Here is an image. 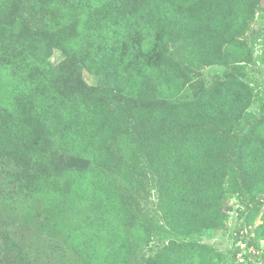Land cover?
Wrapping results in <instances>:
<instances>
[{
    "label": "trees",
    "instance_id": "1",
    "mask_svg": "<svg viewBox=\"0 0 264 264\" xmlns=\"http://www.w3.org/2000/svg\"><path fill=\"white\" fill-rule=\"evenodd\" d=\"M23 1L24 12L8 16L3 8L17 0H0V68H10L26 86L42 87L48 80L56 85L37 117L28 114L21 97L10 106L0 104V197L14 191L25 201H69L83 219L95 214L115 221L121 241L133 235L140 245L168 228L188 236L223 226V199L237 193L248 210L238 208L240 225L230 251L236 260L242 232L261 210L256 195L264 193V92L245 80L238 61L249 53L237 38L260 0ZM66 15L81 19L65 53L103 77L104 86H85L80 93L73 65L35 58L25 48L39 23L50 31ZM29 26L28 32L22 29ZM50 39L59 45L54 34ZM180 41L183 61L202 56L227 66L221 79L196 96L188 91L190 71L171 52ZM256 100L259 109L251 112ZM59 150L89 157L91 165L70 177H52L47 163ZM132 162L130 173L155 183L168 228L134 217L114 178ZM9 196L0 200V264H35L5 229L4 208L11 211L15 203ZM262 220L258 235L264 213ZM248 243L259 247L256 239ZM108 248H96L94 264H124V256L112 258L116 250L105 253ZM214 253L197 242L172 241L146 262L211 264Z\"/></svg>",
    "mask_w": 264,
    "mask_h": 264
},
{
    "label": "rangeland",
    "instance_id": "2",
    "mask_svg": "<svg viewBox=\"0 0 264 264\" xmlns=\"http://www.w3.org/2000/svg\"><path fill=\"white\" fill-rule=\"evenodd\" d=\"M124 1L128 3L132 0ZM23 4V0H17L16 5H8L3 10L8 16L15 13L20 14L24 12ZM17 18L20 17L16 16ZM80 19L79 15H66L62 20H59V24L53 29L43 25L50 31H43L39 23L30 37L29 45L25 46L27 51L34 54L35 58L47 59L53 63L66 60L73 65L72 68L79 77L77 80L80 87H78L79 91L85 89V86L96 88L105 85L103 77L91 73L81 63L80 59L74 60L65 53L70 49L69 41L74 38ZM246 23L245 31L237 38L241 43L240 47L246 50L250 57L248 56V59L245 58L246 60L242 59L238 62L244 66V70H246L245 80L251 87L264 92V0L255 3L253 13ZM41 24H44V21ZM22 29L28 32L30 26ZM51 34L55 35L60 46L50 39ZM183 48L184 46L180 41L171 45V52L175 58L179 59L183 67L190 71L192 81L188 86V91L196 96L201 88L208 87L221 79L227 66L209 61L202 56L193 59V63L183 61ZM222 48L226 53L225 57L230 59L231 54H227L226 44L222 45ZM72 55L76 56L74 53ZM231 61L232 59L228 60L230 64ZM20 81L19 78L12 75L10 68H0V104L10 106L18 97H21L26 102L25 105L28 106V114L37 117L42 103L53 96L56 82L55 80H48L42 87H37L35 84L26 86ZM23 88L27 90L26 94L21 91ZM78 89L74 88L73 91ZM82 92L80 91V93ZM109 102L112 103V101ZM259 106L260 100H256L249 110L256 112ZM134 163H128L129 169L123 168L114 175L116 176L114 178H117V185L124 188V194L130 199V208L138 221L146 220L154 226L168 228L163 218L159 191L155 183L151 178L130 173ZM90 165L91 159L89 157H81L71 151L59 150L55 158L47 163L46 172L52 177H56L58 174L61 178L62 176L65 178L66 176L70 177L75 171L87 169ZM10 191L6 190V193ZM10 193L14 198L8 194L0 197V200H3L9 196L15 202L11 206V211L9 208H4L3 216L8 221L5 229L9 230L15 238H19L23 251L27 257L30 256L36 262L35 264H94L97 254L96 248L99 247L104 250L107 246L109 248L105 250V253L109 250L111 253L116 250L114 254H111L112 258L122 255L124 256V264H147L148 258L154 256L161 248L170 246L172 241L177 244L197 242L207 246L217 255L211 264H250V262L264 264V232L258 235L255 231L256 227L263 222L264 193L256 195L261 200V210L255 217L254 223L244 228L237 243L240 245L241 251L233 262L230 251L236 244L237 227L240 225L238 208L248 210L237 193L228 192L223 199V212L226 214L223 226L214 229L205 228L202 233L188 236L176 234L168 228L152 237L149 244L137 240L142 243L140 245L135 243L133 235L128 240L121 241L114 228L115 221L113 224V221L111 222L108 218L97 217L95 214L83 219L80 213L72 208L69 201L59 200L42 204L43 202L22 200L14 191ZM1 203L3 204V202L0 201V210L3 208ZM138 231L139 226L135 225L133 233L137 234ZM70 232L72 233L71 237ZM252 239L257 240L258 248L248 243ZM122 246H127V250L120 248ZM256 252L259 257L255 258L250 255V253Z\"/></svg>",
    "mask_w": 264,
    "mask_h": 264
}]
</instances>
